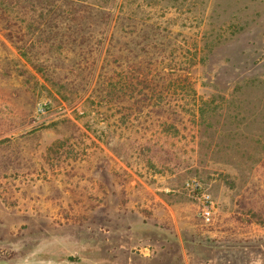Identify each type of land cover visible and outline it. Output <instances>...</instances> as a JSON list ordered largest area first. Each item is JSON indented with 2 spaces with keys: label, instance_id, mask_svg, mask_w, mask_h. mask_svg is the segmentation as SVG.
<instances>
[{
  "label": "rangeland",
  "instance_id": "obj_1",
  "mask_svg": "<svg viewBox=\"0 0 264 264\" xmlns=\"http://www.w3.org/2000/svg\"><path fill=\"white\" fill-rule=\"evenodd\" d=\"M89 1L83 40L0 19V264H264V0Z\"/></svg>",
  "mask_w": 264,
  "mask_h": 264
},
{
  "label": "trees",
  "instance_id": "obj_2",
  "mask_svg": "<svg viewBox=\"0 0 264 264\" xmlns=\"http://www.w3.org/2000/svg\"><path fill=\"white\" fill-rule=\"evenodd\" d=\"M28 3L29 7L24 9L23 7H26ZM133 13L134 12L131 14ZM93 18H99L109 22V20H112L111 10L107 9L102 3L99 4L89 0H0V19H4L6 22H16L18 20L22 22L25 21L29 23L27 26L28 28L32 27L33 29L35 26L34 31H44V29L47 28L48 31L68 32L70 36L73 35L71 33H74L80 37V40H83L84 37L82 31L86 30L83 23ZM49 22H51V24ZM4 32L13 42L17 40L16 37L19 35L21 37L24 33H30L29 30L12 29L11 24L4 27ZM32 41L31 38H28L19 48H26L27 46L32 47ZM75 41H77V38L73 39V42ZM106 66H109L111 69L109 63L106 64ZM114 74L115 75L112 76L113 78H111L110 82L107 84V94L110 97L117 95L120 91L123 93L124 87H129L132 90L135 88L134 75L132 74V76L131 72L123 76V72L114 70ZM122 77L126 84H124V86H119ZM173 80L174 82L170 84V86L165 83L159 84L161 81H157L154 89H159L156 90L159 92H167L169 87H179V84L176 83L178 82V78H173ZM138 84L143 85L142 88L144 89L149 87L145 81H141L140 83L137 82V85ZM130 85L134 86V88Z\"/></svg>",
  "mask_w": 264,
  "mask_h": 264
},
{
  "label": "built area",
  "instance_id": "obj_3",
  "mask_svg": "<svg viewBox=\"0 0 264 264\" xmlns=\"http://www.w3.org/2000/svg\"><path fill=\"white\" fill-rule=\"evenodd\" d=\"M39 112L45 111V105H39ZM187 189L190 190L192 197L199 204V214L206 221L212 219L214 211V201L210 192L202 188V185L197 181H188L186 184Z\"/></svg>",
  "mask_w": 264,
  "mask_h": 264
}]
</instances>
